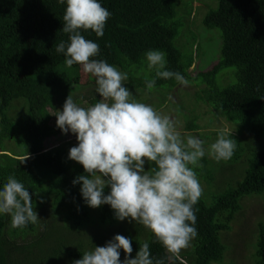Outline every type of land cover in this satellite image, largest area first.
<instances>
[{
  "label": "trees",
  "instance_id": "16d2710c",
  "mask_svg": "<svg viewBox=\"0 0 264 264\" xmlns=\"http://www.w3.org/2000/svg\"><path fill=\"white\" fill-rule=\"evenodd\" d=\"M212 1L217 5L208 11L203 24L220 32L219 59L194 78L209 86L211 105L235 124L234 133L226 137L236 141V148L228 160L213 159L208 166L204 156L203 167L194 168L208 190L194 205L197 236L186 252H180L179 260L165 264L220 263L226 248L220 236L231 230L243 209L242 200L264 195V0ZM98 2L111 13L104 35L97 37L91 30L82 33L99 45L94 59L105 60L127 74L125 87H146L150 80L146 75L135 79L131 73L146 67L144 54L149 50L164 52L166 70L178 71L188 79L181 54L173 45L177 28L173 0ZM65 9L66 4L58 0H0V190L9 176L15 177L28 189L40 219L13 229L10 215L0 214V264H73L116 235L131 240L133 258L144 243L149 244L153 257H166L169 254L142 225L117 220L109 205L87 206L82 185L72 183L86 175L81 164L69 159V150L78 145L76 138L53 147L58 163H51L45 152L44 142L56 137L50 111L63 109L69 95L75 101L78 88L77 66L68 68L64 54L55 50L59 42H67V34L61 32ZM227 68L234 69L235 83L219 90L214 87L215 77ZM152 75L155 88L178 84L175 79L156 78L155 71ZM187 128L188 135H198L192 122ZM151 167L145 164L146 171ZM226 167L240 169L235 180L215 178L217 169ZM109 192L105 187L104 195ZM96 224L94 231L89 230ZM257 231L256 264H264L260 221Z\"/></svg>",
  "mask_w": 264,
  "mask_h": 264
},
{
  "label": "clouds",
  "instance_id": "9594fccd",
  "mask_svg": "<svg viewBox=\"0 0 264 264\" xmlns=\"http://www.w3.org/2000/svg\"><path fill=\"white\" fill-rule=\"evenodd\" d=\"M66 4L61 32L68 42L55 46L64 54V64L81 66L95 78L100 99L85 108L69 95L62 111H57V127L63 134L71 132L78 145L69 150V159L83 166L86 175H79L73 185L81 184V195L91 208L109 205L119 221L129 219L148 229L168 253L153 257L148 243L140 245L134 258L129 238L116 235L105 246L85 252L73 264H165L197 236L194 205L202 196L194 168L205 156L204 142L193 135L183 137L176 121L154 107L139 102L124 85L127 74L105 60L94 59L99 45L81 33L91 30L97 37L111 13L98 0H58ZM148 70L155 77L188 86L189 81L178 71L166 70L165 53L149 50L145 54ZM151 90L156 79L146 82ZM171 100L172 98L169 97ZM236 141L222 130L208 149L217 162L230 159ZM152 164L147 171L145 164ZM105 187L110 188L104 195ZM0 214H8L13 229L36 224L40 219L32 207V197L24 184L9 176L0 190ZM120 250L125 256L120 260ZM183 264V262H181Z\"/></svg>",
  "mask_w": 264,
  "mask_h": 264
},
{
  "label": "rangeland",
  "instance_id": "374dc122",
  "mask_svg": "<svg viewBox=\"0 0 264 264\" xmlns=\"http://www.w3.org/2000/svg\"><path fill=\"white\" fill-rule=\"evenodd\" d=\"M173 5L176 14L175 21L177 22L173 45L179 50L181 61L185 64V70L188 75L187 80L189 81L188 86L177 84L174 88L154 87L148 90L146 87H142L129 91L133 93L137 101L151 105L161 114L168 115L176 121L177 129L183 137L189 134L185 132L188 130L187 126L189 123L192 122L198 127L194 132L198 135H192L199 139L201 137V140L206 143L204 145L205 157L209 166L210 162H213V158L208 155V149L218 138V135L215 137L214 134L223 130L227 135L228 133H234L235 129V124L227 122L220 115V112L211 105L207 98V93L210 90L209 86L194 78L197 72L209 70L219 59L221 47L220 32L203 24V19L208 14V11L215 8L217 3L212 0H173ZM81 34L83 35V33ZM76 66L79 70V78L77 80L78 88L73 94L76 97L74 102L78 106L87 108L98 102L100 97L96 92L95 78L90 74L84 73L81 66L73 65V67ZM196 67L198 70L195 69ZM117 69L119 70V68ZM133 70L136 73L134 74V71H132L131 74L135 79L145 75L147 78L152 79V73L155 71V69L148 70L147 62L143 70L141 68ZM142 71L147 73L143 74ZM235 79L233 68L223 69L215 77L214 87L222 90L233 85ZM124 83H126V80ZM169 97L172 99L170 100ZM62 110L59 106L50 111L51 115H53L52 123L56 126V137L44 142L45 152H47L48 159L53 164L59 162V158L53 153V147L66 140L76 138L71 132L63 134L57 127L55 115L57 111ZM211 165L214 166L216 164ZM239 170V168L226 167L217 169L214 175L219 180H235V175L239 174ZM199 181L203 189L202 195H204L208 190L205 183L202 180ZM242 204L243 209L235 216L231 230L220 236V241L226 248L223 259L217 264H256L257 224L260 221L264 226V195L245 197L242 200ZM97 227L98 224L91 226L89 230L94 231ZM106 232L107 229H105L104 234ZM186 251L187 249L185 248L181 252ZM124 256L123 250L120 251L121 262H123Z\"/></svg>",
  "mask_w": 264,
  "mask_h": 264
}]
</instances>
